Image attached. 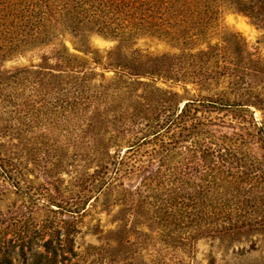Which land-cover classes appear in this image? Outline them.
Segmentation results:
<instances>
[{"label":"rangeland","instance_id":"374dc122","mask_svg":"<svg viewBox=\"0 0 264 264\" xmlns=\"http://www.w3.org/2000/svg\"><path fill=\"white\" fill-rule=\"evenodd\" d=\"M249 15L222 17L212 43L223 63L209 73L154 59L175 50L151 37L112 56L117 41L97 33L93 54L65 39L83 60L59 59L58 41L0 59V253L12 264H264V2ZM198 99L210 101L164 128ZM203 147L219 157L202 160ZM256 208L251 228L192 229L240 227L222 212Z\"/></svg>","mask_w":264,"mask_h":264},{"label":"trees","instance_id":"16d2710c","mask_svg":"<svg viewBox=\"0 0 264 264\" xmlns=\"http://www.w3.org/2000/svg\"><path fill=\"white\" fill-rule=\"evenodd\" d=\"M263 2L264 0H0V59L5 60L13 54L54 45L55 41H58L60 48L56 54L59 59L65 63L83 60L69 50L65 39L70 41L75 50L84 55L93 54L95 50L90 43V35L97 33L117 41V45L108 53L112 56L122 53L124 48L129 49L137 39L151 37L166 42L175 50L156 56L154 59L178 60L183 68L190 69L193 74L197 68L209 73L213 68L220 67L219 63H223L221 50L216 43H212V38L216 35L215 32L220 27L225 13L236 11L245 15L254 14L257 6ZM235 44H238V41ZM202 46L205 48L202 49ZM235 48L237 51V46ZM136 51L133 52V60L136 62L143 59L149 61L153 58V55L146 56ZM93 59L99 61L100 57ZM141 63L139 67L132 69L131 74H144L140 68ZM213 63L216 67L211 66ZM221 67L225 69V65ZM148 74L152 76L157 73L154 71ZM168 94L177 95L171 92ZM205 100L210 101L198 99L185 102L181 109L175 110L174 118L169 120L164 128L168 129L173 120L184 116L190 104L194 102L200 104ZM122 127L124 128L123 125ZM160 133L156 130L152 135L157 137ZM143 141L134 143L125 150L124 154ZM168 143L171 144L170 141ZM202 149L200 155L202 160L220 155L217 153L218 150L211 147ZM122 159L123 155L117 163L118 168ZM263 178L264 173L257 177L260 181ZM249 202H252L250 207L260 203H255L254 197L252 200L248 197L246 204ZM257 212L258 208L248 209L243 215L236 212L231 214L222 212L227 219L234 217L233 219L241 220L243 225L240 227L234 224L233 227L215 225L205 231L199 230V227L192 229L195 230L196 235L214 234L216 237L225 235L227 232L238 231L245 227L251 228V223H248L249 218H255ZM262 212L261 210L260 213ZM260 222L264 223V218ZM51 261L54 264L55 258ZM0 264H12L6 252L0 253Z\"/></svg>","mask_w":264,"mask_h":264}]
</instances>
